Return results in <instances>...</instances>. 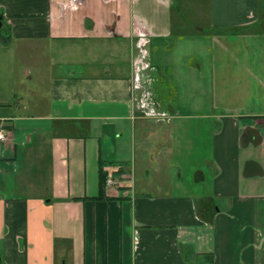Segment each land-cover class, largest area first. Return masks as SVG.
<instances>
[{"label": "crops", "instance_id": "1", "mask_svg": "<svg viewBox=\"0 0 264 264\" xmlns=\"http://www.w3.org/2000/svg\"><path fill=\"white\" fill-rule=\"evenodd\" d=\"M0 128V264H264L261 0H0Z\"/></svg>", "mask_w": 264, "mask_h": 264}, {"label": "rangeland", "instance_id": "2", "mask_svg": "<svg viewBox=\"0 0 264 264\" xmlns=\"http://www.w3.org/2000/svg\"><path fill=\"white\" fill-rule=\"evenodd\" d=\"M261 5L264 9V0H261ZM179 16L181 17V13L179 12ZM184 17H187L186 19L190 20L192 19V23H201L204 20V15L200 14L197 16L191 15V14H186L184 15ZM178 18V17H177ZM192 25H196V24H191L189 26H187L186 30H193ZM196 27V26H195ZM107 43H95L93 44V47L99 49L102 52H104V49H106L107 47ZM67 51H65V53H70V54H74L73 56L70 55V57L68 56L67 58V62L68 64H62L61 62H59L58 66H55L54 69V73L56 74H60L61 72L65 71L66 68L69 67L70 62H72V60L76 61L79 60L81 58V56L78 54L77 56L76 51H73V46L72 45H67ZM87 47V45L85 46H81L82 50L84 51V49ZM51 48H55L53 45L51 46ZM56 53L54 54V57L56 59H60L59 55V50H57V48L54 50ZM39 53H42L43 50H39ZM59 61V60H58ZM47 60H38L37 58L32 62L33 64L30 65V71H31V75H32V79L28 80L25 77V69L22 70L21 65H22V57L19 56L18 58V74H17V78L18 82H17V91L20 95H22L23 99L26 100H30V101H34V99L39 98V101L41 102V104L45 107L48 104V84H47V80H48V74H46V64ZM25 79V81H24ZM23 84V85H22ZM33 99V100H32ZM127 160V159H125ZM111 175H116L117 177V181L116 184L114 185L116 186H123L124 184H129L131 186H133L132 184V178L130 179V181L126 182L127 177L124 174H128L129 173H122L119 172L117 169H113L109 171ZM118 174H120V176H118ZM125 177V178H124ZM124 178V181H123Z\"/></svg>", "mask_w": 264, "mask_h": 264}, {"label": "water", "instance_id": "3", "mask_svg": "<svg viewBox=\"0 0 264 264\" xmlns=\"http://www.w3.org/2000/svg\"><path fill=\"white\" fill-rule=\"evenodd\" d=\"M255 132L258 134L259 132L257 130H255ZM258 137L260 139V135L258 134ZM258 164H256V162L249 160L245 163L244 165V171H243V176L244 177H250V176H256V175H260L261 171L260 168L259 169H253V168H258Z\"/></svg>", "mask_w": 264, "mask_h": 264}, {"label": "trees", "instance_id": "4", "mask_svg": "<svg viewBox=\"0 0 264 264\" xmlns=\"http://www.w3.org/2000/svg\"><path fill=\"white\" fill-rule=\"evenodd\" d=\"M110 170L105 169V166L102 164L99 166L98 176H99V189H100V196L104 194V191L107 189L105 188V179L107 175L110 173Z\"/></svg>", "mask_w": 264, "mask_h": 264}, {"label": "built area", "instance_id": "5", "mask_svg": "<svg viewBox=\"0 0 264 264\" xmlns=\"http://www.w3.org/2000/svg\"><path fill=\"white\" fill-rule=\"evenodd\" d=\"M5 140V131L0 128V142H3ZM117 178L114 175L108 174L105 179V187L107 189H110L116 184Z\"/></svg>", "mask_w": 264, "mask_h": 264}]
</instances>
